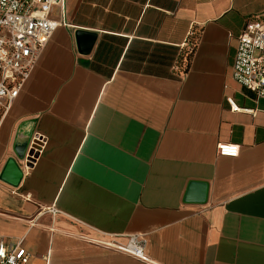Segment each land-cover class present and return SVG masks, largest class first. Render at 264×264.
<instances>
[{
  "label": "crops",
  "instance_id": "obj_1",
  "mask_svg": "<svg viewBox=\"0 0 264 264\" xmlns=\"http://www.w3.org/2000/svg\"><path fill=\"white\" fill-rule=\"evenodd\" d=\"M51 16L0 110V170L15 139L40 141L17 186L0 180V239L27 264H264V99L230 75L264 0H65ZM193 181L203 203L185 200ZM130 234L149 262L93 242Z\"/></svg>",
  "mask_w": 264,
  "mask_h": 264
},
{
  "label": "built area",
  "instance_id": "obj_2",
  "mask_svg": "<svg viewBox=\"0 0 264 264\" xmlns=\"http://www.w3.org/2000/svg\"><path fill=\"white\" fill-rule=\"evenodd\" d=\"M64 1L0 0V110L5 111L11 104L33 69L39 51L59 25L51 11L54 6L62 9ZM230 75L257 98L264 99V17L246 21L237 38ZM231 108L237 110L233 105ZM216 148L221 156L235 157L239 153V146L234 143H218ZM93 242L149 262L143 235L130 234L125 241L111 236ZM28 258L22 241L5 243L0 239V264H27Z\"/></svg>",
  "mask_w": 264,
  "mask_h": 264
},
{
  "label": "water",
  "instance_id": "obj_3",
  "mask_svg": "<svg viewBox=\"0 0 264 264\" xmlns=\"http://www.w3.org/2000/svg\"><path fill=\"white\" fill-rule=\"evenodd\" d=\"M77 39L84 44L83 52L89 50L93 40V34L80 31L77 33ZM84 40H87L85 42ZM40 142L29 137L17 138L13 144L14 156L6 159L3 167L0 170V180L15 187L19 184L22 178V169L20 162L26 161L30 164L36 157L39 150ZM185 200L189 202L203 203L205 201V184L201 182H191L187 189Z\"/></svg>",
  "mask_w": 264,
  "mask_h": 264
},
{
  "label": "trees",
  "instance_id": "obj_4",
  "mask_svg": "<svg viewBox=\"0 0 264 264\" xmlns=\"http://www.w3.org/2000/svg\"><path fill=\"white\" fill-rule=\"evenodd\" d=\"M260 17H264V16H260ZM188 43H189V52H190L189 54H191V52L195 46V40H191ZM188 56H190V55H188ZM186 68H187V65H186Z\"/></svg>",
  "mask_w": 264,
  "mask_h": 264
}]
</instances>
